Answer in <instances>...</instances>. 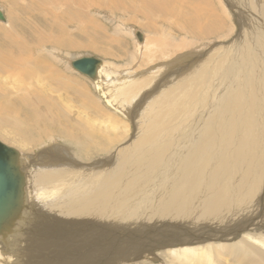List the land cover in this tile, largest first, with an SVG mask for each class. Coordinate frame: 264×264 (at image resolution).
I'll use <instances>...</instances> for the list:
<instances>
[{
  "label": "bare ground",
  "instance_id": "1",
  "mask_svg": "<svg viewBox=\"0 0 264 264\" xmlns=\"http://www.w3.org/2000/svg\"><path fill=\"white\" fill-rule=\"evenodd\" d=\"M52 1L60 2L62 19L48 11ZM140 1L89 3L160 19L169 38L159 42L168 49L180 48L175 30L216 39L227 26L206 0ZM224 1L231 24L232 8L257 16L250 29L256 39L239 33L245 27L226 30V61L207 54L177 66L179 74L169 71L175 63H161L168 70L162 80L160 70L146 75L113 64L112 74L101 63L90 80L71 68L81 58L57 48L98 53L93 42L107 38L88 17V0L32 1L23 11L35 8L40 20L28 28L16 10L0 8V142L16 151L22 180V203L0 227V264H264V0H222L221 8ZM137 32L130 30L145 39ZM139 43L138 54L159 47L156 40ZM62 65L92 82L109 111L95 105L91 91L72 86L80 80ZM154 80L156 90L143 95L141 86ZM65 87L78 104L52 98ZM114 114H130L134 125L120 151L125 126ZM52 135L63 144L48 143ZM148 180L152 200H143L140 186ZM131 196L139 197L126 201Z\"/></svg>",
  "mask_w": 264,
  "mask_h": 264
},
{
  "label": "rangeland",
  "instance_id": "2",
  "mask_svg": "<svg viewBox=\"0 0 264 264\" xmlns=\"http://www.w3.org/2000/svg\"><path fill=\"white\" fill-rule=\"evenodd\" d=\"M6 1H8V0H0V8H2L4 10V12H6L8 10H11L10 8H13L12 11L16 10L15 11L16 14H18V15L21 14V15L18 16V18L21 16L20 18H21V20H22V22H23L25 27H27V26L28 27L29 26L32 27V26H34L33 23L36 22V19L40 20L39 18L36 17V15H38V12L35 10V8L33 9L34 12H32L31 14L28 13V12L25 13V11H23V9L27 5H29L30 2L37 1V0H30V1L29 0L25 1L24 0L25 2L23 0L22 1L21 0H10L11 1L10 3H7ZM13 1L16 4L18 3L17 4V9L19 8L18 10L12 4ZM89 1L90 0H88V3H89ZM96 1L101 2V1H105V0H96ZM132 1L136 2L137 5L141 4L140 0H135V1L132 0ZM183 1L185 2L186 6H190V4L191 5H195V6L197 5V2H195V0H183ZM206 1L211 3V7H214V9L216 10L215 14L217 16L220 14V16H221L220 18L227 25L224 28V30L221 31V33H218V35L215 36L216 39L214 37H210L208 39H202L201 36L197 37L196 35L195 36L184 35L182 33H178V31L175 30L172 33V35H173L172 39L174 40L173 43H178L180 45V48L179 49H177L175 47L170 48V49H168L167 47L164 48L168 44V42L164 39L163 36H165L166 38L167 37L169 38V36L164 33V31L167 29V26L165 24H162V23L158 22V20H160V19H153V21L150 20L151 21L150 22L146 18L142 17L141 14H138V13H135V12H133L134 13L133 14L132 11H127L128 13L125 11L123 13L120 10L117 11V10H113L112 8H111V10L110 9L107 10V8H100V7L96 6V5H92L91 3H89V6L86 9V11H88V12H86L88 14V17L89 18L91 17L90 19H92L93 21L98 23L100 29H103L104 32L106 33V36H107L106 40L102 41L101 40L102 39V34H101L100 35L101 36L100 41H94L93 42L92 46H93V48H95V51H97L98 53H95L92 50L91 51L90 50H84V52H80V53L76 52L75 53L76 50H73V49H71L69 51L67 49H59V48H57V49L60 50V51L69 53V56L71 57V59L83 58L87 54L88 55L86 57L97 58V59L101 60V63L103 65H106V67L104 66V68H107V66H109L107 69L110 70L112 74L115 73L114 72V70H115L114 68H116V70H118V69H120V70L127 69V70H130L131 72H139V73L140 72H144L146 75H148V74H157L158 71L160 70V71H162L163 75H161V76H159L157 78H160V79L162 78L163 79L164 74H167L166 72L168 70L165 69L166 71H163V67H160V65H159L161 63H166V65L167 64L171 65L172 63H175L176 65H174L173 70H172V67H171L169 69V71L170 72L172 71L173 74H176V73L179 74L180 72L176 71V69L178 67L187 68L189 65H193L194 64V60L196 61V59L197 60L201 59L203 56H207V54H208V56H211V57H209V59L210 58H217L219 56L222 58L223 54L229 55L230 51L228 49L226 50V45L224 44L226 42V40H227L225 38L229 37V34H228L227 37H225L226 30H228L229 32H233L232 34H234L235 32H238L236 30L237 28L245 27V30L243 32H239V33H241L242 36L245 39H252V40L256 39V36L254 34L250 33V29L252 28V19L254 17L257 18L256 15H252L251 13L246 12V11H243V14H246L248 17L243 16V15H239V14H236V12L234 11V8H232L233 11L230 14L233 17L232 20L234 19L236 23L233 22V24H231V22H230V20H229V18L227 16L228 12L225 11V6L227 5V3L225 1L223 2L224 6H222V8L220 6L222 0H206ZM232 1H233V6H234L235 0H232ZM106 2H114V0H111V1L110 0H106ZM188 2H190V4ZM51 3H53L54 5L51 6V8L48 11L51 10V13L53 15H56L57 17L62 19V15H63L64 12L62 11V9L60 7L61 6L60 2L59 1L58 2L52 1ZM24 4H26V5H24ZM203 4L204 5H208L206 3H200V6H203ZM18 6H21V7H18ZM46 6L50 7V5H46ZM20 8L23 11L22 13H21ZM201 8H203V7H201ZM56 13H58V14L60 13V14L57 15ZM109 18H112V19H109ZM12 20H13V18H12ZM161 20L164 21L165 18H162ZM240 22L244 23V25H236V24H238ZM20 25H22V23H20ZM36 25H39V23L37 22ZM68 25L70 26L68 28V35H70L69 37L75 36V32L74 31H76V26L72 25V23H71V25L70 24H68ZM37 27H39V26H37ZM118 27H121L122 30H119ZM151 27H153V28H151ZM128 28H129V30H128ZM133 29L135 30V32L138 31L137 33H139V34H140V32L143 33V35H145L144 36L145 39L144 38L142 39V37H141V40H139V39H137L138 37L136 38L135 33H134V36L132 34H130V30H133ZM233 29L235 30V32H234ZM69 32H71V33H69ZM119 32H120V34L122 33L123 35L122 34L120 35ZM162 32L164 33V35L162 34ZM30 35L31 34L29 33V36ZM154 37H155V39H154ZM27 38H28V35H27ZM109 38H112V39L118 38V41L112 40V42L110 43V42H108ZM145 40H149L150 44H152V42H154L156 40V42L158 43L159 47H156V48L154 47L152 49H149L145 54L143 52L141 54L140 53L139 54L136 53L137 50L134 47V45H136V42H138V43L140 42V43H143V44L146 43L144 45V46H146L149 43L147 41H145ZM159 41L167 42V43H166L165 46H163V43H161ZM190 48H193V49L189 52ZM178 50H181V51H178ZM180 52L182 54V57H180V59H179L177 57H178V54ZM186 52H187L188 55L185 54ZM193 53H195V54H193ZM40 55L43 56L44 54L42 53ZM217 55H219V56H217ZM186 56H187L188 59L186 58ZM48 58H50V57L48 56ZM153 59H154V61H153ZM222 59L224 61L227 60V58H222ZM187 60H189V61H187ZM151 61H153L154 63L151 62ZM61 64H63V63L61 62ZM113 64L115 65L114 68H110V67H113ZM136 64H138V65H136ZM157 64L159 66L155 67V66H157ZM62 67H64V66L62 65ZM64 68H62V69L64 70ZM180 70H182V69H180ZM68 73H69L70 76H73L74 78L76 76L75 79L78 78L77 80H80V82L78 84H73L72 83V86H76L81 93H82V91H85V92L91 91L92 96H93L91 99L95 102V105L101 110H102V107H104L107 111H109L106 108V106H104L102 101L99 100L98 96L96 95L97 92L95 91L94 87H92L93 86L92 82H90V81L88 82V80L83 78V76H81L80 74H76L73 70H72V72L68 71ZM160 79H159V82H160ZM156 84H157V82H156V80H154L152 82H149L146 86H144L145 88L141 86V88H142L141 92L143 93V95L147 94V93H153V90H156V87H155ZM67 88L68 87H65V89L62 92H60V93H54L52 95V98L57 99V96H58V99L61 100V102H69L70 103V107H72V105L78 104V102H76L74 100V97H69L68 96V95L75 96V93L69 91ZM144 91H145V93H144ZM214 93H215V91L211 93V95L213 97H214ZM94 96H95V98H94ZM198 97L201 100L203 107H204V104L208 105V103H207V101L205 99L206 96H204L202 98L201 95H198ZM140 99L141 98H138L139 101L138 100L135 101L134 106L140 103V101H141ZM77 109H79V108L73 107L74 111H77ZM131 110H133V108ZM91 113H89V115H88L90 118L94 117V114H91ZM192 114H194V113H192ZM114 115L119 117L118 119H121V121L123 122V124L125 126L123 129H121L122 138L119 141V144L115 148L116 151H120L122 149V146H124L126 144L125 140L130 138V136H131L130 131L133 130L134 125H133V123L131 121V119H132L131 117L132 116L130 114H129L130 119H128V118L126 119L125 117H122V116H120L118 114H114ZM186 135L188 136V140H189L190 139V134H186ZM162 136L164 137L166 135H164V133H160V137H162ZM51 138H52L53 141L52 142H48L51 145L54 146V145H57V144H63V141L57 139L56 136L52 135ZM5 139H8V140L11 141L12 138L10 136V137H5ZM11 142H13V141H11ZM168 150H169V144L167 146V150L166 151H168ZM100 157L104 159V154H101ZM94 159H95V156L92 159L88 160V161L84 160V162H89L90 163ZM107 161H109L111 163L115 162L114 159L113 160L112 159L111 160L108 159ZM160 172H162V170ZM149 180H148V182H143L142 185L140 186V188H144L142 191L145 193L146 197L148 198V199H144L143 198V200H152V198H151L152 195L150 193H148L149 192V188L148 187H151L153 185V182H151ZM219 186L220 187L221 186L225 187L224 185H219ZM131 197H130V199H128L126 201L138 200L139 196H135V197H132V198ZM139 202H141V201H139ZM135 204H137V203H135ZM145 204H146V201H145ZM139 209H141V204H138L135 207V210H139ZM148 238L151 239L150 236ZM155 239H157V237ZM150 244H152V242ZM119 248H120V246L117 249H119ZM117 256H118V258L121 257V255H117Z\"/></svg>",
  "mask_w": 264,
  "mask_h": 264
},
{
  "label": "water",
  "instance_id": "3",
  "mask_svg": "<svg viewBox=\"0 0 264 264\" xmlns=\"http://www.w3.org/2000/svg\"><path fill=\"white\" fill-rule=\"evenodd\" d=\"M0 21H4L1 11ZM100 64L101 60L97 58L84 57L73 61L71 66L90 80H94L95 68ZM16 157L14 149L0 142V227L22 203L20 200L22 180L17 170Z\"/></svg>",
  "mask_w": 264,
  "mask_h": 264
}]
</instances>
